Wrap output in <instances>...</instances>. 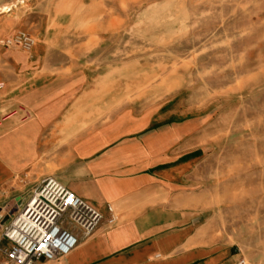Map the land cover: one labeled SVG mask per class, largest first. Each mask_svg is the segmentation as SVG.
Instances as JSON below:
<instances>
[{"label": "rangeland", "instance_id": "374dc122", "mask_svg": "<svg viewBox=\"0 0 264 264\" xmlns=\"http://www.w3.org/2000/svg\"><path fill=\"white\" fill-rule=\"evenodd\" d=\"M20 33L52 61L85 54L104 96L177 126L186 205L216 241L264 264V0H0V42ZM23 53L0 45V81ZM30 188H0L1 258Z\"/></svg>", "mask_w": 264, "mask_h": 264}, {"label": "crops", "instance_id": "0c3cea01", "mask_svg": "<svg viewBox=\"0 0 264 264\" xmlns=\"http://www.w3.org/2000/svg\"><path fill=\"white\" fill-rule=\"evenodd\" d=\"M41 48L17 57L0 81V188L10 196L31 187L27 202L53 177L104 222L89 239L69 226L79 246L37 264H236L241 256L186 205L184 151L175 148L181 130L142 105L104 96L85 54L62 51L52 61Z\"/></svg>", "mask_w": 264, "mask_h": 264}, {"label": "built area", "instance_id": "2783aa9c", "mask_svg": "<svg viewBox=\"0 0 264 264\" xmlns=\"http://www.w3.org/2000/svg\"><path fill=\"white\" fill-rule=\"evenodd\" d=\"M35 44V39L27 33L0 42L5 48H21L26 53L32 52ZM4 118L1 114L0 125ZM108 211L112 213L110 206ZM103 222V215L88 202L56 178L46 177L33 189L29 200L13 220L3 228L1 239L7 241L9 247L2 253L7 264L58 261L69 256L80 244V239L69 226L77 228L83 239H89ZM236 264L252 263L241 257Z\"/></svg>", "mask_w": 264, "mask_h": 264}, {"label": "water", "instance_id": "95a60500", "mask_svg": "<svg viewBox=\"0 0 264 264\" xmlns=\"http://www.w3.org/2000/svg\"><path fill=\"white\" fill-rule=\"evenodd\" d=\"M7 219H8V217H7Z\"/></svg>", "mask_w": 264, "mask_h": 264}]
</instances>
